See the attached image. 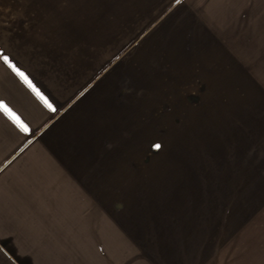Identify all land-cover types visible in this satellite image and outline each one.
I'll use <instances>...</instances> for the list:
<instances>
[{
    "label": "crops",
    "instance_id": "1",
    "mask_svg": "<svg viewBox=\"0 0 264 264\" xmlns=\"http://www.w3.org/2000/svg\"><path fill=\"white\" fill-rule=\"evenodd\" d=\"M261 73L264 0H0V264H264V199L209 257L223 184L144 153Z\"/></svg>",
    "mask_w": 264,
    "mask_h": 264
},
{
    "label": "rangeland",
    "instance_id": "2",
    "mask_svg": "<svg viewBox=\"0 0 264 264\" xmlns=\"http://www.w3.org/2000/svg\"><path fill=\"white\" fill-rule=\"evenodd\" d=\"M260 75L262 77L255 81L254 87L241 89L247 95L202 97L208 110L187 113V123L190 119L192 125L175 129L176 139L180 141L185 136L186 143H169L167 127L148 129L159 132V143L153 142L158 137L147 135L145 131L144 138L148 143L144 144V153L149 156L148 153L159 152L158 167L179 169V178H189L185 175L189 168L207 169L205 175L199 177L209 188L214 177L218 179L217 184H223L222 195L218 193L216 196L218 212L223 214V232L218 235H223V238L207 241L209 257L214 258L216 246L232 247L231 238L237 231V219L240 231L246 233L244 222L254 210L252 204L255 202L258 209L264 199V75ZM165 99L161 97V100ZM159 114L164 116L162 120L167 119L168 113L161 111ZM182 114L176 112L175 118H182ZM149 163L151 165V160ZM168 173L171 172H163L161 177H167ZM242 238H246V234L241 235L240 244Z\"/></svg>",
    "mask_w": 264,
    "mask_h": 264
},
{
    "label": "snow or ice",
    "instance_id": "3",
    "mask_svg": "<svg viewBox=\"0 0 264 264\" xmlns=\"http://www.w3.org/2000/svg\"><path fill=\"white\" fill-rule=\"evenodd\" d=\"M3 60L5 61V63H8L10 67H13L14 68V65H12L10 62H9V58L7 56H3L2 57ZM17 73L21 76H23V73H20L18 69H16ZM25 81L27 82V78L25 77ZM39 95V94H38ZM41 99H44L43 97H41ZM45 104H47V106L49 108L52 107L51 104H48L47 100H45ZM0 109H2L6 114H8L19 126L20 128L27 132L28 131V128L26 125H24L20 120H19V117H17L10 108L7 107V105H5L2 101H0ZM157 147H159V145H157Z\"/></svg>",
    "mask_w": 264,
    "mask_h": 264
}]
</instances>
